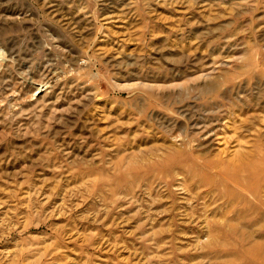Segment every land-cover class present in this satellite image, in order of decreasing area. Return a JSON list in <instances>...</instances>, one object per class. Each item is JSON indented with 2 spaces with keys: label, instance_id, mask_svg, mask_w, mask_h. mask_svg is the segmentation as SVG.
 Returning a JSON list of instances; mask_svg holds the SVG:
<instances>
[{
  "label": "rangeland",
  "instance_id": "obj_1",
  "mask_svg": "<svg viewBox=\"0 0 264 264\" xmlns=\"http://www.w3.org/2000/svg\"><path fill=\"white\" fill-rule=\"evenodd\" d=\"M0 264H264V0H0Z\"/></svg>",
  "mask_w": 264,
  "mask_h": 264
}]
</instances>
